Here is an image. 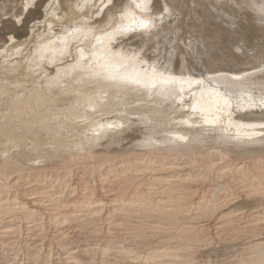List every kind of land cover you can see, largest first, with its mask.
<instances>
[{
    "label": "bare ground",
    "instance_id": "obj_1",
    "mask_svg": "<svg viewBox=\"0 0 264 264\" xmlns=\"http://www.w3.org/2000/svg\"><path fill=\"white\" fill-rule=\"evenodd\" d=\"M25 1L29 6L37 2ZM94 1L85 0L81 12L93 10ZM99 1L101 15L109 5L114 6V0ZM130 1L122 15L117 11L119 17L117 13V18L110 14L104 31H98L82 17L75 26L71 27V22L68 29L60 27L63 31L58 33L54 26L62 19L53 4L51 10L57 21H47L49 28L42 32L52 34L35 45L34 55L25 61L26 65L24 50H1L0 114L5 122L0 124V152L9 168L21 171L12 176L8 172L9 181L0 184V264H264V95L257 93L264 90V37L257 47L246 44L264 35V0L186 1L194 12L190 16L187 12L189 19L183 16L185 27L197 34L191 53L198 57L199 48L220 62L231 58L236 63L229 70L213 71L206 64L207 78L201 76L203 70L198 76H192L190 68L177 70L173 60L179 46L175 47L174 41L178 37L172 35L185 29L177 1ZM227 5L237 10L228 11ZM209 6L217 14L212 15ZM63 13L69 17V11ZM226 31L232 35H224ZM158 34H162L164 42L148 46V38ZM223 35L234 39L233 52L227 50ZM164 45L170 46L169 51ZM152 49L156 53L149 55ZM255 56L263 58L259 66L251 63L252 67L240 68V62ZM70 57L74 59L68 64ZM53 65L58 71L49 78L52 72H47L46 67ZM20 72L30 77L25 80L29 86L17 79ZM43 72H47L45 78L40 79ZM247 82H255L252 84L259 88L243 90L241 94ZM169 111L173 117L160 120ZM117 112L120 118L114 116ZM134 115L140 118L130 119ZM124 142H128L127 146L140 143L134 149L149 147L153 152H138L135 158L127 154L126 163H120L124 166L116 165L112 171L122 172L127 183L129 178L140 177V183L148 186L141 183L134 189L114 176L120 185L116 180L115 185L104 180L90 187L83 177L86 166L78 159L74 161L73 155L87 146L107 151ZM45 146L49 149H42ZM220 151L237 159L219 164ZM195 155L197 159L205 158L199 171L195 167L200 161H191ZM38 159L65 162V168L70 169L76 165L72 172L68 171L74 177L64 180L68 175L53 176L54 170L48 168L50 173L43 168V172L34 173L36 168L30 166ZM110 165L108 169L113 167ZM101 171L96 172V178L104 177ZM75 219L81 221L79 225L73 222ZM81 223L84 227L99 224L103 241L75 246L59 239ZM126 223L134 224L128 225L134 227L133 234L124 230ZM203 230L213 239L224 234L229 238L220 240L222 244L217 247L208 243L211 238H204L210 246L201 245L200 238L194 237ZM77 231L71 233L76 235ZM94 231L91 233L98 232ZM10 234H15L16 250ZM8 244H12L11 249L6 247ZM59 244L63 251L57 250ZM20 246L25 255L20 256ZM190 251L196 253L193 257H202L196 261Z\"/></svg>",
    "mask_w": 264,
    "mask_h": 264
},
{
    "label": "rangeland",
    "instance_id": "obj_2",
    "mask_svg": "<svg viewBox=\"0 0 264 264\" xmlns=\"http://www.w3.org/2000/svg\"><path fill=\"white\" fill-rule=\"evenodd\" d=\"M84 1L85 0H58V3H56V1L55 0H37V2H35L33 5H30L29 6V4H27V1H25V0H0V31H3L2 32V34L0 33V53H1V50H3V51H5V49L6 48H8V49H6L9 53H15V52H18V50H24L23 51V61H24V63H25V65H26V62L25 61H30L29 59L31 58V56L32 55H34V47H36L37 46V44L39 43V41L41 40V38H44L45 36L47 37H49V35H51L52 33L51 32H48L47 34H43L42 32H44V28H49V27H47L48 26V23H47V21L49 22V21H53V19L54 20H56V18L53 16V12H52V6H53V4H55V5H57V8H58V12H59V14H60V17H61V19H62V21L61 22H59L58 23V25L55 27L54 26V31L55 32H60V31H63V30H65V29H68V28H70V24H72L71 22H73V24L71 25V27L72 26H75V24H77V23H75V22H77V21H79L80 19H82V17H84V19L89 23L90 22V24L93 26V27H97L96 29L98 30V31H104V30H106L107 28H106V26H107V24H108V20H110L111 18V15L110 14H118V12H120L119 14L120 15H122L121 13H123V12H125V6H127L131 1L130 0H114V6H112V5H109L108 6V11L104 14V15H101V14H99L98 13V5L100 4L99 2V0H95L94 2H92V4H94L93 5V10H91L90 8H88V9H84L83 10V12H81V10H82V4L84 3ZM125 1H126V3H125ZM177 1V4H178V6L176 7L178 10H180L181 8L183 9L184 8V10H182L181 9V11H180V13L183 11V13H181V14H179L180 15V18H181V20H182V22H183V24H182V29L183 28H185V29H183L181 32H180V30L178 31V33L176 32L175 34L176 35H172L173 37H178V38H174L175 40L174 41H176V43H175V47H180L181 48V50H179L180 48L178 47V48H176L174 51L176 52V54H175V57L173 58V60H174V62H175V64H176V67H177V70H186V71H188V69L190 68V70H189V72H190V74H192V76H198L199 75V71H202L203 70V75H201V76H204V78H207L209 75H207V73L204 71L206 68V66L207 67H209L210 69H211V71H213V68H214V70H216V69H218V68H221V69H230L232 66H234V65H236V63H234V61H232L231 60V58H229V60L228 61H221L220 62V60L218 59V58H215V57H213V56H211V55H208V53L206 52H204V51H202L201 52V49H199V48H197V51H198V57L196 56V55H194V53H191V51L193 50L192 48H193V46L195 45V43H196V37H197V34L196 33H193L192 31L193 30H190V29H186V24H185V22H186V19H189L190 17V15H191V11L192 12H194L193 11V8L191 7V6H189V3L187 4V2H189V0H176ZM180 1H183L184 3H182V2H180ZM187 1V2H186ZM122 2V3H121ZM97 3H99L98 5H97ZM117 3H119V4H117ZM124 3V4H123ZM176 4V5H177ZM179 4H180V7H179ZM182 4V5H181ZM186 4H187V6H186ZM213 5H215L216 3L215 2H213L212 3ZM123 5V6H122ZM217 5V4H216ZM28 6L30 7V8H28ZM96 6V7H95ZM190 8H189V7ZM232 5H227L226 6V9L229 11V10H237L236 9V7H234V6H232ZM117 7V8H116ZM229 7V8H228ZM254 7H255V5H254ZM110 8V9H109ZM115 8V9H114ZM119 8H120V10H119ZM121 8H122V10H121ZM180 8V9H179ZM211 7L209 6V7H207V9L209 10ZM235 8V9H234ZM27 9H28V11H27ZM114 9V10H113ZM110 10V11H109ZM213 9L211 8L210 9V11H212ZM64 11H69V17H65V15H64ZM115 11V12H114ZM118 11V12H117ZM122 11V12H121ZM186 13H185V12ZM209 11V12H210ZM109 12V13H108ZM111 12H114V13H111ZM189 13V16H188V13ZM212 12H213V14H212ZM212 12H210L212 15H215V14H217L216 12H215V10H213ZM215 12V13H214ZM249 12H253V13H255L254 12V10H249ZM93 14V15H92ZM98 14V15H97ZM118 14V17L120 16ZM182 14H184V15H182ZM186 14H187V16H186ZM15 15V16H14ZM52 15V16H51ZM76 15V16H75ZM90 15H92V16H90ZM97 15V16H96ZM106 15H107V17H109V18H107L106 17ZM74 16L76 17V18H74ZM100 16V17H99ZM183 16H185L186 17V19H184L183 18ZM18 17V18H17ZM51 17H53L52 19H50ZM103 17V18H102ZM78 18V19H77ZM100 18V19H99ZM115 18H117V16L115 15ZM77 19V20H76ZM92 19V20H91ZM108 19V20H107ZM172 19H175V18H172ZM71 20V21H70ZM90 20V21H89ZM94 20V21H93ZM103 20V21H102ZM184 20H185V22H184ZM57 21V20H56ZM68 21V22H67ZM92 21V22H91ZM106 21H108V22H106ZM178 21H179V24H181V21L178 19ZM178 21H177V23H178ZM46 22V23H45ZM101 24H100V23ZM94 23V24H93ZM104 23L106 24V25H104ZM8 24V25H7ZM43 24V25H42ZM45 24V25H44ZM62 24V25H61ZM100 24V25H99ZM3 25H5L4 27H3ZM68 25V26H67ZM104 25V26H103ZM172 25V24H171ZM9 26V27H8ZM63 26H65L64 28H60V27H63ZM2 27V28H1ZM28 27V28H27ZM67 27V28H66ZM30 28H31V30H30ZM42 28V29H41ZM2 29V30H1ZM4 29V30H3ZM57 29V30H56ZM101 29V30H100ZM34 30V31H33ZM40 30H41V34H40ZM60 30V31H59ZM186 31H188L189 32V34H188V32H186ZM29 32H33V34H31V33H29ZM22 33H23V35H22ZM34 33H35V35H34ZM185 33H187V34H185ZM192 33V34H191ZM5 34V35H4ZM30 34H31V36H30ZM178 34V35H177ZM182 34V35H181ZM195 34H196V36H195ZM226 34V36H228V34L230 35L231 34V32L230 31H226L225 33H224V35ZM3 35V36H2ZM33 35V36H32ZM160 34H158V37L157 36H151V38L149 39L148 38V41H149V43L147 44L148 46H151V45H153V44H156V45H158V42H159V45H161V43L162 42H164V39H163V37L160 35ZM187 35V36H186ZM222 36V38H224V41H225V45H226V48H227V50H230V51H232L233 52V48H234V46L233 45H235V41H234V39H229L228 37H226V36ZM232 35V34H231ZM171 36V35H170ZM169 36V37H170ZM4 39H3V38ZM32 37V38H31ZM162 37V38H161ZM169 37H167V38H169ZM237 37V36H236ZM263 37H264V35L263 36H261L260 38H253V40L251 41V43L249 42V43H246L247 45H249V46H254V47H257V45H258V43H262V39H263ZM29 38V39H28ZM155 38V39H154ZM195 38V39H194ZM227 38V39H226ZM262 38V39H261ZM160 41H159V40ZM226 39V40H225ZM258 39H259V41H258ZM11 40V41H10ZM156 40V41H155ZM8 41L10 42V43H8ZM35 41H36V43H35ZM132 42V41H131ZM136 42L138 43V42H140V40H136ZM256 42V43H255ZM234 43V44H233ZM252 43H253V45H252ZM260 43V44H261ZM255 44H256V46H255ZM36 45V46H35ZM158 45V46H159ZM2 46V47H1ZM166 46V50L167 51H169V49H170V46H167V45H164V47ZM75 47H77V46H75ZM3 48H5V49H3ZM13 48V49H12ZM179 50V53H178V50ZM192 49V50H191ZM33 50V51H32ZM154 49H152L151 51H150V53H149V55L152 53H156V50H154ZM182 51H183V53H182ZM193 52V51H192ZM3 53V52H2ZM75 53V50H73V55H75L74 54ZM181 53V54H180ZM254 53H256V52H254ZM32 54V55H31ZM151 54V55H152ZM161 54V56H163V53H160ZM201 54H202V57H201ZM262 54L264 55V51L262 52ZM256 55V54H255ZM166 56V55H165ZM204 56V57H203ZM205 56H206V58H205ZM208 57V58H207ZM264 57V56H263ZM16 58V57H15ZM13 58V59H11L12 61L14 60V62H15V60L18 58ZM25 58V59H24ZM27 58H28V60H27ZM198 58V59H197ZM73 59L74 58H72V57H70V58H68L67 60H69L68 62L66 61V63H68V64H70L72 61H73ZM201 61H200V60ZM211 59H213L212 61H211ZM254 59V60H253ZM255 59H257V60H255ZM261 59V60H260ZM10 60V61H11ZM203 60V61H202ZM231 60V61H230ZM9 61V60H8ZM199 61H200V63H199ZM208 61L210 62V63H208ZM230 61V63H229V65H228V62ZM263 61V58H261V57H259V56H255L254 58H252V57H250V58H248L247 59V61H245V63L244 62H240L241 63V67L240 68H242V69H245V68H248V67H252L251 66V63H252V65L253 66H259L260 65V63ZM184 62V63H183ZM202 62H204L203 64H202ZM207 62V63H206ZM216 62V63H215ZM227 62V63H226ZM232 62V63H231ZM23 63V64H24ZM162 63L164 64V60L162 61ZM186 63V64H185ZM227 64V67H226V65L225 64ZM239 63V64H240ZM59 64V63H58ZM179 64V65H178ZM205 64V65H204ZM207 64V65H206ZM213 66H212V65ZM217 65V66H215V65ZM220 64H222V66L220 65ZM224 64V65H223ZM248 64V65H247ZM181 66H182V68H181ZM204 66V67H203ZM224 66V67H223ZM244 66V67H243ZM229 67V68H228ZM47 68V72H52V75L49 77V78H53V77H55V73H57V71H58V67H55L54 65L53 66H47L46 67ZM50 68V69H49ZM52 68V69H51ZM185 68V69H184ZM188 68V69H187ZM216 68V69H215ZM232 68H234V67H232ZM54 69V70H53ZM57 69V70H56ZM56 71V72H55ZM47 72H43V74L44 73H47ZM21 73V75L20 76H18L17 77V79L19 78L20 80H23V82H22V84H24V86H29V83L27 84L26 82L28 81V79H30V77H26V75L27 74H24V72H20ZM42 74V75H43ZM39 76V78L41 79H43V78H45V74L43 75V76ZM26 77V78H25ZM36 77V76H35ZM25 78V79H24ZM38 78V79H39ZM25 80H27L26 82H25ZM36 81V80H35ZM25 82V83H24ZM252 83H255V82H247V83H245L244 85H243V87H241V94L243 93V90H247V91H252L253 89H258L259 87L257 86V85H255V84H252ZM260 92V94H258V95H264V90H261V91H257V93H259ZM258 95H257V97H258ZM132 107H134L133 105H131ZM131 106H128V107H131ZM2 108V110L4 109V107L3 106H1ZM172 114H173V112L172 111H169V112H165L163 115H162V118L160 119V120H162L163 118H164V120L165 119H167V118H172L173 116H172ZM114 116H116L117 118H120V116H122L119 112H117V113H115L114 114ZM0 118H2V115L0 114ZM124 118H126V116H124ZM140 118V116H137V115H134V116H131L130 117V119H139ZM151 119H153L154 120V116L153 115H151ZM3 120V121H2ZM0 124H2V123H4L5 122V120L2 118L1 120H0ZM138 125V124H137ZM136 127V126H135ZM88 142H89V140H87ZM128 142H124V143H121V144H117V145H114L115 147H117V148H114V147H111L112 148V150H101L102 148H95V149H91L89 146H87V147H85V149L83 150V151H81L80 153H78V154H76V155H73V157H72V159L75 161L76 159H78L77 160V162H79V160H80V163H81V165H83V166H86V174L85 175H87L88 173V175H87V177L84 175L83 177L84 178H86L91 184H90V187L92 186V187H95V186H98V185H100L101 184V182H103L104 180H106L105 181V183L106 184H108L109 185V182H110V184L112 185H115V180L116 179H119V180H121V179H124V180H121V181H119V180H116L117 182L116 183H118L119 185H120V183L122 184L123 182H126V185L127 184H130V186H131V188H134V189H138L139 188V186L141 185V183L143 184V182H141L140 183V180L142 181L143 179L142 178H138V179H136V178H129V182L130 183H127V179H126V181H125V178L123 177L122 178V176H123V173L122 172H120V171H115V172H113L112 170L113 169H117V167H122V166H124V164L126 163V160L127 159H129V158H135L136 156H137V154H138V152H153V150H150L151 148H149V147H137V148H135L134 149V147L135 146H139L140 145V143H137V144H132V145H125V144H127ZM125 146H124V145ZM144 145L145 143H144V141H142L141 142V145ZM120 146V148H118ZM126 147V148H125ZM131 147V148H130ZM130 148V149H129ZM2 149V148H1ZM0 149V150H1ZM42 149H44V150H48L49 148L47 147V146H45V147H43ZM98 151H97V150ZM122 149V151L120 152V150ZM134 149V150H133ZM88 150V151H87ZM93 150H95L94 152H93ZM119 150V151H118ZM2 151V150H1ZM133 151H135V152H133ZM112 152V153H111ZM133 152V153H132ZM222 154L221 155H219V156H222V161L220 160L219 161V164H220V162H223L224 160H226V161H231V162H234L236 159H235V157H233L231 154H226V152H223V151H220ZM220 152H219V154H220ZM86 153V154H85ZM131 153V155H129ZM137 153V154H136ZM216 153V152H215ZM224 153V154H223ZM95 154V155H94ZM127 154L129 155V158H128V156H127ZM135 155V156H134ZM198 155H202V157H204L203 155H205V154H198ZM198 155H195L194 156V158L191 160L192 162H198V161H200V162H198V165H197V163H195V165H197V167H195V169L197 170V171H199V169H202V168H200V167H202V164H200L201 162L203 163V161H204V159L205 158H203L202 159V157L201 156H199V158L197 159L196 158V156L198 157ZM228 155V156H227ZM75 156V157H74ZM76 156H78V157H76ZM110 156H112L113 158H111ZM133 156V157H132ZM216 157H217V155H215ZM214 156V157H215ZM81 157V158H80ZM97 157V158H96ZM124 157V158H123ZM237 157V156H236ZM115 158H117V160L115 159ZM120 158V159H119ZM186 158V157H185ZM225 158V159H224ZM229 158H231V160L229 159ZM0 172L2 171H4L3 173H4V175H7L8 176V174L10 173L11 174V176L12 175H19L20 174V172L19 171H21V170H17V169H11V168H9L8 166V164H7V161L4 159V157L3 156H1V152H0ZM89 159V160H88ZM100 159V160H99ZM111 159H113V160H111ZM115 159V160H114ZM233 159H234V161H233ZM17 160L20 162V160H22V159H20V158H17ZM16 160V161H17ZM87 160V161H86ZM92 160V161H91ZM98 160V161H97ZM103 160H105V161H103ZM110 160V161H109ZM194 160V161H193ZM195 160H198V161H195ZM203 160V161H202ZM5 161H6V164H7V166H5L6 164H5ZM12 161V160H11ZM15 161V160H14ZM71 161V159L69 158V159H67V162H70ZM104 162V163H100V162ZM113 161L115 162V163H113ZM226 161H224V162H226ZM2 162V163H1ZM90 162V163H89ZM94 162V163H93ZM100 164H99V163ZM106 162H107V164L108 165H110L111 163L112 164H114V166L113 165H110V166H113V167H115V168H113V167H110V169H108L107 167H108V165H106ZM124 162V164H120V163H123ZM5 165H4V164ZM51 163H52V165H51ZM60 163V164H59ZM63 163H65V162H63ZM62 162H52L51 160H48V159H38V160H36V162L34 163V164H32L30 167H32V168H36V170L35 171H33L34 173H36L37 171H41V172H43V171H47L48 173H50V171L52 172L53 170V176H64V175H68V176H66V178L64 179V180H68V179H72L74 176H72V175H69L68 174V171H70V172H72L73 171V168H75L76 167V165L75 166H73L71 169L70 168H65V164H63ZM72 163V162H71ZM80 163L78 164V165H80ZM87 163V164H86ZM89 163V164H88ZM95 163H98L97 164V166H96V164ZM110 163V164H109ZM57 164V165H56ZM105 164V166H103ZM218 164V163H217ZM216 164V165H217ZM218 164V165H219ZM4 165V166H3ZM116 165H117V167H116ZM45 166V167H44ZM47 166H49V167H47ZM54 168H52V167ZM55 166H58V167H55ZM64 166V167H63ZM88 166H89V168H88ZM95 166V167H94ZM101 166H102V168H104V169H102L101 168ZM200 166V167H199ZM93 167V168H92ZM96 167H98V169L96 168ZM3 170H2V169ZM7 168V170H5ZM39 168H40V170H39ZM41 168H43V171H42V169ZM46 168H48V169H46ZM52 168V169H51ZM57 168V169H56ZM63 168V169H62ZM64 168L65 169H67V172L64 170ZM92 168V169H91ZM62 169V170H61ZM95 169V170H94ZM9 170V171H8ZM11 170V171H10ZM17 170V171H16ZM55 170H58L57 172L55 171ZM63 170H64V173H63ZM90 170V171H89ZM94 170V171H93ZM100 170H102L101 172L104 174L102 177L103 178H96V176H97V174L99 173V171ZM106 171H107V173H106ZM0 173V181L2 180V182H0V184H5V182H8L9 180V178L11 177L10 176V174H9V176L8 177H4V175H3V173ZM9 172V173H8ZM19 173V174H16V173ZM23 172V171H22ZM26 172H27V170L26 171H24V173H21V174H26ZM92 172V173H91ZM96 172H97V174H96ZM105 172V173H104ZM110 174H109V173ZM117 172V173H116ZM6 173V174H5ZM38 173V172H37ZM67 173V174H66ZM91 173V174H90ZM114 173V174H113ZM119 173V174H118ZM63 174V175H62ZM71 174V173H70ZM92 174H93V176H92ZM116 174V175H115ZM90 175V176H89ZM109 175V176H108ZM122 175V176H121ZM4 178H2V177ZM92 176V177H91ZM111 176V177H110ZM114 176H119V178L118 177H114ZM94 178V179H93ZM111 179V180H110ZM130 179H134L133 181L132 180H130ZM4 180V181H3ZM6 180V181H5ZM8 180V181H7ZM61 180V179H60ZM63 180V179H62ZM61 180V181H62ZM91 180V181H90ZM98 180V181H97ZM113 180H114V182H113ZM136 180V181H135ZM95 181V183H93ZM120 183H119V182ZM135 181V182H134ZM4 182V183H3ZM113 182V183H112ZM139 182V183H138ZM133 183V184H132ZM134 183H137L138 184V187H136L137 186V184L135 185ZM31 184H33V183H31ZM98 184V185H97ZM140 184V185H139ZM198 184V183H197ZM143 185H147L148 186V184H146V183H144ZM129 186V185H128ZM154 187V186H153ZM152 188V187H151ZM157 189L158 187H154V189ZM160 188V187H159ZM127 189V188H126ZM125 189V190H126ZM156 193V192H155ZM79 219H75L73 222L74 223H76V224H80V220L78 221ZM79 222V223H78ZM92 225V226H91ZM96 225V226H95ZM128 225L130 226V225H134V224H129L128 223ZM127 225V223L125 224V226H124V230H126V232L129 234V233H132L133 234V228L134 227H132L131 226V228L129 227ZM82 223H81V225L79 226V228H73V229H70V231H69V229H67L66 231H69V233L68 232H66L68 235L67 236H65V237H67V239L64 237H62V238H59L60 240H64V243L66 242V241H68V242H66V243H68V244H72V245H75V246H77V245H79V243H81L82 245H85V244H87V242L89 243L88 245H94V244H97L98 243V240L99 241H103L102 240V236L103 235H100V234H102V233H100L101 231V226L99 225V224H97V223H92V224H89V226L91 227V229H90V227L87 225V226H82ZM93 226H95V228L93 227ZM99 226V227H98ZM81 228H87V233H86V229H81ZM99 228H100V230H99ZM80 231H79V230ZM93 229V230H92ZM98 230V232L96 231V230ZM128 229H130V231H132V232H130ZM75 230L77 231V234L76 235H74L73 233L75 232ZM97 232H95V231ZM90 231V232H89ZM95 232L94 234H92L91 232ZM100 231V232H99ZM137 231V230H136ZM71 232H73V233H71ZM78 232H83V234H81V233H79L78 234ZM84 232L86 233V234H84ZM125 232V231H124ZM202 232V231H201ZM201 232H198V233H196L195 234V237L194 238H200L199 239V241L201 242V245H206V244H210L211 246H214V247H217V245L218 246H220V244H222V242H224L223 240H226V239H228L229 238V236L228 235H226V234H224V235H221V236H223L221 239H220V237L219 236H217V238H218V240H217V238H215V239H213V236H211L210 235V233H205V232H207V231H204L203 230V232L201 233ZM209 232V231H208ZM126 233V234H127ZM136 233V232H135ZM74 236H73V235ZM131 234V235H132ZM197 234H200L199 236L197 235ZM14 239H15V234H10ZM71 235H72V237H71ZM81 236V237H79V236ZM91 235H93V236H91ZM100 235V237H98ZM130 235V234H129ZM204 235V236H203ZM207 235V236H206ZM226 235V236H225ZM71 238H70V237ZM86 238H85V237ZM209 236H211V237H209ZM12 237H10L9 239L11 240V243L12 244H15V246L13 245V248H14V250H16L17 248H15V247H17L16 245H18V244H16V239L14 240ZM71 239V240H69V238ZM77 237V238H76ZM85 239H84V238ZM91 237V238H90ZM95 237V238H94ZM75 238V239H74ZM93 238V239H92ZM96 238H97V240H96ZM101 238V239H100ZM207 239L206 241H208V239L209 238H211L209 241H212V244H211V242H209L208 241V243L207 242H205V239ZM224 238V239H223ZM226 238V239H225ZM34 239V238H33ZM86 239H88V240H86ZM94 239H95V241H94ZM14 240V241H13ZM76 242H75V241ZM214 240H216V241H214ZM222 242H221V241ZM84 241V242H83ZM97 241V242H96ZM15 242V243H14ZM69 242H71V243H69ZM83 242V243H82ZM200 242H199V244H200ZM203 242H204V244H203ZM217 242H219V244L217 243ZM78 243V244H77ZM85 243V244H84ZM91 243V244H90ZM12 244H8L6 247H8V248H10L11 249V247H12ZM56 244H58V242H56ZM208 244V246H210ZM11 246V247H10ZM59 246H60V244L57 246V250H62V248L60 247L59 248ZM207 246V245H206ZM12 248V249H13ZM65 248L66 249H68L69 247H67V246H65ZM7 249V248H6ZM69 249H71V248H69ZM19 250L21 251V253H22V250H23V252L25 253V250H24V247L23 246H20L19 247ZM192 250H194V249H192ZM39 250H37L36 252H38ZM63 251V250H62ZM62 251H58V254H62V255H64V253H66L65 251L64 252H62ZM194 252V251H193ZM193 252L191 253V251L190 252H188L192 257L193 256H195L196 255V253L194 252V254H193ZM20 252H19V254H21ZM24 253H22L20 256H22V255H25ZM65 255H67V253L65 254ZM198 256V255H197ZM202 256L200 255L199 257H193V259H195L196 261H198L200 258H201ZM54 258H56V257H54ZM198 259V260H197ZM195 260H194V263H195Z\"/></svg>",
    "mask_w": 264,
    "mask_h": 264
}]
</instances>
